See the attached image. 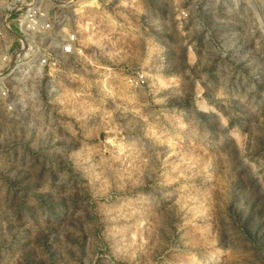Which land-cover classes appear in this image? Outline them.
Segmentation results:
<instances>
[{
    "label": "rangeland",
    "instance_id": "obj_1",
    "mask_svg": "<svg viewBox=\"0 0 264 264\" xmlns=\"http://www.w3.org/2000/svg\"><path fill=\"white\" fill-rule=\"evenodd\" d=\"M71 52L3 87L0 264H264V0H44Z\"/></svg>",
    "mask_w": 264,
    "mask_h": 264
},
{
    "label": "built area",
    "instance_id": "obj_2",
    "mask_svg": "<svg viewBox=\"0 0 264 264\" xmlns=\"http://www.w3.org/2000/svg\"><path fill=\"white\" fill-rule=\"evenodd\" d=\"M48 1V0H47ZM69 14H58L44 0H0V111L8 114L3 87L19 83L32 70L53 68L48 54L74 49L73 34L59 28Z\"/></svg>",
    "mask_w": 264,
    "mask_h": 264
}]
</instances>
